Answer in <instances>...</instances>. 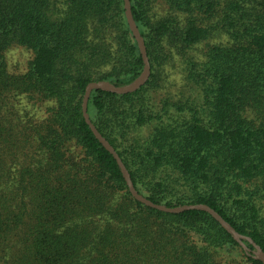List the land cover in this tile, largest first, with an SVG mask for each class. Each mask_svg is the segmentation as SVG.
Listing matches in <instances>:
<instances>
[{
	"label": "trees",
	"instance_id": "obj_1",
	"mask_svg": "<svg viewBox=\"0 0 264 264\" xmlns=\"http://www.w3.org/2000/svg\"><path fill=\"white\" fill-rule=\"evenodd\" d=\"M131 7L150 79L128 95L93 91L92 123L141 195L207 205L264 252V0ZM16 46L34 54L20 74L6 57ZM177 62L191 92L160 98ZM143 69L124 0H0V264H263L205 212L137 202L86 124L90 83L125 87ZM21 97L49 117L24 123Z\"/></svg>",
	"mask_w": 264,
	"mask_h": 264
},
{
	"label": "water",
	"instance_id": "obj_2",
	"mask_svg": "<svg viewBox=\"0 0 264 264\" xmlns=\"http://www.w3.org/2000/svg\"><path fill=\"white\" fill-rule=\"evenodd\" d=\"M124 7H125V14L126 18L130 27V30L138 44L143 62H144V69L142 74L130 85L125 87H117L107 81H100V82H92L90 83L85 90V94L83 97L82 102V113L83 118L86 122V124L90 127L91 131L93 132L96 139L102 144V146L114 157L116 160L118 166L120 167L123 177L126 181V184L128 186L129 192L131 193L132 197L139 203L145 205L146 207L155 209L160 212L168 213V214H181L186 211H200L205 212L212 216L233 238L235 241L248 253V255H253L256 260H259L264 264V252L261 249V247L257 246L250 238L245 237L241 234H239L227 221H225L219 213H217L215 210L210 208L207 205L204 204H198V205H185L175 208H168L164 205H157L150 201L149 199L145 198L143 195H141L135 188L131 175L127 168L125 167L123 161L121 160L119 154L116 152L114 147L106 140L105 137L98 131L96 126L92 123L90 119V115L88 112V103L91 98V94L93 91H104L108 93H113L117 95H128L137 92L140 90L143 86L146 85V83L149 81L151 76V66L147 54V49L145 46V42L143 37L141 36V33L134 21L133 14H132V7H131V0H124ZM245 241L252 244L255 248V251H251L248 246L245 244Z\"/></svg>",
	"mask_w": 264,
	"mask_h": 264
},
{
	"label": "rangeland",
	"instance_id": "obj_3",
	"mask_svg": "<svg viewBox=\"0 0 264 264\" xmlns=\"http://www.w3.org/2000/svg\"><path fill=\"white\" fill-rule=\"evenodd\" d=\"M59 6V5H57ZM223 39L210 40L197 48L196 55L200 58L204 57L209 47L224 42ZM8 68L13 73H24L28 70L29 63L33 60L34 54L22 47H13L7 53ZM169 75L164 79L165 88L159 89L160 98H164L165 95H170L175 99L187 98L191 92V88L188 85L184 72V65L181 62H177L174 68H168ZM18 103H15V111H18L24 123L40 122L42 123L49 117L50 105L48 103L32 102L26 97H21ZM158 97V99H160ZM26 159H29L26 157ZM24 160V159H23Z\"/></svg>",
	"mask_w": 264,
	"mask_h": 264
}]
</instances>
